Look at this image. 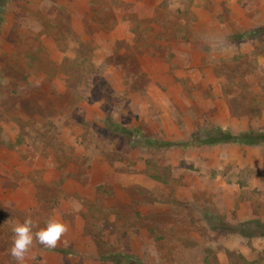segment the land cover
I'll return each mask as SVG.
<instances>
[{
	"label": "rangeland",
	"instance_id": "1",
	"mask_svg": "<svg viewBox=\"0 0 264 264\" xmlns=\"http://www.w3.org/2000/svg\"><path fill=\"white\" fill-rule=\"evenodd\" d=\"M214 128L264 131V0H0V264L53 216L26 264H264V145Z\"/></svg>",
	"mask_w": 264,
	"mask_h": 264
},
{
	"label": "clouds",
	"instance_id": "2",
	"mask_svg": "<svg viewBox=\"0 0 264 264\" xmlns=\"http://www.w3.org/2000/svg\"><path fill=\"white\" fill-rule=\"evenodd\" d=\"M36 228L37 224L33 219L27 217L22 223L18 221L12 229L14 236L9 251L16 264H26L34 243L55 249L68 232V226L55 216L48 219L45 227L34 231Z\"/></svg>",
	"mask_w": 264,
	"mask_h": 264
},
{
	"label": "trees",
	"instance_id": "3",
	"mask_svg": "<svg viewBox=\"0 0 264 264\" xmlns=\"http://www.w3.org/2000/svg\"><path fill=\"white\" fill-rule=\"evenodd\" d=\"M193 141L197 142L198 145H218V144H240V145H248V146H258L264 145V131H246L242 133H233L229 130H225L223 128H214L209 132L204 134L195 133L193 136ZM169 146L172 143H168ZM194 144V143H193ZM257 223V227L264 229V224L260 222ZM252 235V234H251ZM251 235L245 234V237H251ZM259 236H264V231L257 233ZM129 257H125L123 262H128L130 260Z\"/></svg>",
	"mask_w": 264,
	"mask_h": 264
},
{
	"label": "crops",
	"instance_id": "4",
	"mask_svg": "<svg viewBox=\"0 0 264 264\" xmlns=\"http://www.w3.org/2000/svg\"><path fill=\"white\" fill-rule=\"evenodd\" d=\"M261 223H263V224H264V218H261Z\"/></svg>",
	"mask_w": 264,
	"mask_h": 264
}]
</instances>
